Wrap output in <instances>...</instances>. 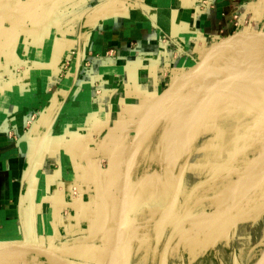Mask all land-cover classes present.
<instances>
[{"label": "crops", "instance_id": "obj_1", "mask_svg": "<svg viewBox=\"0 0 264 264\" xmlns=\"http://www.w3.org/2000/svg\"><path fill=\"white\" fill-rule=\"evenodd\" d=\"M254 31L264 0H0V245L105 264L140 118L210 47ZM0 264L52 263L9 248Z\"/></svg>", "mask_w": 264, "mask_h": 264}, {"label": "rangeland", "instance_id": "obj_2", "mask_svg": "<svg viewBox=\"0 0 264 264\" xmlns=\"http://www.w3.org/2000/svg\"><path fill=\"white\" fill-rule=\"evenodd\" d=\"M232 55L231 51L224 53L216 61L213 69L226 68ZM229 84L200 100L204 102V107L199 106L195 115L188 120V123L193 122V131L196 132L192 133L189 142L172 164L167 162V156L169 142L176 128L173 117L169 116L143 148L136 169L132 196V217L137 236L133 264H157L165 239L159 225L167 204L159 202L155 208L151 206L144 181L157 180L158 186H153L152 192L158 188L166 192L173 184L178 165L188 155L191 157V163L183 193L184 202L189 201L190 189L199 179L203 180V190L207 195L195 215L189 218L187 230L175 244L171 253V264H181L182 254L186 257V264H217L213 259L214 255L218 256L219 246L230 240L235 241L244 251L241 261H237L236 264L251 263L249 260L251 257H254L252 263L257 264L262 257L261 254L264 253L262 227L253 230L254 237L250 245L235 236L238 226L254 225L264 221V154L241 138L239 121L233 117L235 112L229 104L222 102V96ZM260 88L264 94V86ZM195 89L194 86L177 103L174 111L187 104L194 96ZM209 212L215 214L206 218V213ZM222 217H227L231 221L228 233L220 235L221 237L219 234H213L211 238H208V235L206 238L202 236L198 238L200 243L197 244V234L206 231L205 228L210 226L211 222L215 224V220ZM243 229L251 232L248 227ZM216 232H219V228H216ZM203 233L206 235V232ZM143 239L148 243L146 247L140 245ZM206 240H209V243ZM193 250L196 251L195 254L192 253ZM207 255L211 257L207 259L205 257ZM219 259L220 264H232L231 260L225 263L220 257Z\"/></svg>", "mask_w": 264, "mask_h": 264}, {"label": "water", "instance_id": "obj_3", "mask_svg": "<svg viewBox=\"0 0 264 264\" xmlns=\"http://www.w3.org/2000/svg\"><path fill=\"white\" fill-rule=\"evenodd\" d=\"M244 40H252L255 43L264 46V31L239 32L226 37L210 47L194 66L177 77L150 103L147 110L140 118L129 145L124 165L118 219L111 250L105 264H133L137 237L134 233L135 223L132 217V196L136 169L143 148L156 131L167 121L177 103L207 72H209V70L213 68L216 61L224 53L228 52L235 44ZM235 81H237L236 78L228 79V81L223 83V85H220V89L226 84L233 83ZM216 90L217 88L208 92L207 95L217 92ZM190 163L191 157L188 155L178 165L177 171L173 177L172 191L166 205V209L161 216L159 225L160 232L163 235H166L167 232L168 234L159 252L157 264H170L172 249L185 232L187 219L197 201L196 200L195 203L187 207L182 213H180V215H178V209L183 196ZM200 185L201 184H198L191 191L189 199H191L199 190ZM93 240L94 237L83 236L74 239L71 242L63 243L61 246L65 248L70 245L87 244ZM9 248H19L39 253L47 258V260L52 264H70L67 259L58 253L59 250H51L35 243L19 241L0 245V251ZM182 261V264H186L184 255H182ZM257 264H264V253Z\"/></svg>", "mask_w": 264, "mask_h": 264}, {"label": "bare ground", "instance_id": "obj_4", "mask_svg": "<svg viewBox=\"0 0 264 264\" xmlns=\"http://www.w3.org/2000/svg\"><path fill=\"white\" fill-rule=\"evenodd\" d=\"M240 46H248V48L234 53L231 59L228 60L226 68L217 70L212 68L195 84L196 88H198L196 89L198 92L203 87L205 89L197 99L196 103L193 105L192 109H190L187 117L180 124L179 128L173 135V138L169 142L170 149L167 156L168 163L172 164L173 160L179 154H181L185 144L189 142L192 133L196 132L193 131V122L188 123V120L195 115L194 113L199 106L202 108L204 102H200V100L206 96L208 92L213 91L216 88V91H219L221 87L220 85H223V83L228 81L230 78H236L237 81L229 84L228 89L222 96V102L229 104L235 112L233 117L237 118L239 121V130L242 133L241 138L257 147L258 150L264 154V94L263 90L260 88V86H264V46L255 43L252 40H244L235 44L229 51L236 50L237 47ZM258 47H263V49L258 50ZM212 97L213 96H211V98ZM210 136L212 137V135ZM145 185L147 186V194L151 206L155 208L158 206L159 202H162L163 204L168 203L173 184L166 192H163L161 188H158V190L152 192V187L158 186L157 180H153L151 182L149 179H147ZM214 223L215 224H212L211 222V225L205 228L206 231L203 232H206V235H204L203 232H199L197 234V244L200 243L198 238H202V236H204L203 238H206L207 235L209 236L208 238H211L213 234H219V236H223L228 233L231 227V221L227 217H222L219 220H215ZM216 228H219V232H216ZM206 241L209 243V240ZM140 245L141 247H146L148 243L143 239L140 241ZM194 250L192 253L195 254L196 251Z\"/></svg>", "mask_w": 264, "mask_h": 264}, {"label": "flooded vegetation", "instance_id": "obj_5", "mask_svg": "<svg viewBox=\"0 0 264 264\" xmlns=\"http://www.w3.org/2000/svg\"><path fill=\"white\" fill-rule=\"evenodd\" d=\"M187 179H188V174H187V177H186V181H185V184H186V182H187ZM198 184H201L200 185V188H199V190L194 194V196L191 198V199H189V201H186V202H184V198H183V196H182V198H181V203H180V206H179V209H178V213L180 212V210H181V208H182V211L180 212V213H182L187 207H189L190 205H192L193 203H195V201H196V203H195V206L193 207V209H192V211H191V213L189 214V217H188V219H187V223H188V220H189V218L190 217H193L194 215H195V213H196V210H198V207L201 205V202L203 201V199L205 198V196L207 195V194H205V192H204V190H203V185H204V182H203V180H201V179H199V180H197L194 184H193V186L191 187V189H190V192H189V194L191 193V191L198 185ZM184 188H185V186H184ZM184 193V192H183ZM210 193V192H209ZM215 193V192H214ZM215 213H213V212H209V213H206V218L207 217H211V216H213ZM178 215H180V214H178ZM220 219V218H219ZM240 227V228H239ZM250 228L251 229V232L249 233V232H247V231H244V229L243 228ZM261 228L262 227V229L264 230V221H261V223H256V224H252V225H248V226H244V225H241V226H238V228H237V230H236V234H235V236L237 237V238H239V240H245L246 241V243H247V245H250L251 244V241L253 240V237H254V233H253V230L255 229V228ZM187 230V224H186V229H185V231ZM246 232V233H245ZM185 233V232H184ZM183 233V234H184ZM237 233H238V235H237ZM167 234H168V232H167ZM167 234L165 235V238H166V236H167ZM182 234V235H183ZM182 237V236H181ZM180 237V238H181ZM164 241H165V239H164ZM164 243V242H163ZM177 243V242H176ZM175 246V245H174ZM247 247V246H246ZM174 248V247H173ZM241 248V249H240ZM136 250V249H135ZM173 250V249H172ZM247 250H245V252H246ZM219 253H218V256H216V255H214V257H213V259L214 260H216V263L217 264H220L219 263V261H220V259H219V257L223 260V262H225V263H228V261H230L231 260V262H232V264H236V262L237 261H241V259H242V254H243V252L244 251H242V247L241 246H238V244L237 243H235V241H229V242H225L224 244H221L220 246H219V251H218ZM172 253V252H171ZM208 254V253H207ZM235 254H236V257H235ZM183 255V254H182ZM182 255H181V262H183L182 261ZM207 258L209 257H211V256H206ZM184 258H185V263H186V257H185V255H184ZM201 258V257H200ZM171 256H170V264H171ZM250 262L251 263H248V264H253L252 262H253V260H254V257H251L250 259ZM182 264V263H181Z\"/></svg>", "mask_w": 264, "mask_h": 264}, {"label": "built area", "instance_id": "obj_6", "mask_svg": "<svg viewBox=\"0 0 264 264\" xmlns=\"http://www.w3.org/2000/svg\"><path fill=\"white\" fill-rule=\"evenodd\" d=\"M116 49H117V47H113V48L111 49V53L114 54L115 51H116ZM75 191H77V190L75 189Z\"/></svg>", "mask_w": 264, "mask_h": 264}]
</instances>
